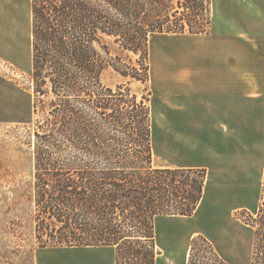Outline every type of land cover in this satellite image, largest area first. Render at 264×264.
<instances>
[{
  "label": "trees",
  "instance_id": "1",
  "mask_svg": "<svg viewBox=\"0 0 264 264\" xmlns=\"http://www.w3.org/2000/svg\"><path fill=\"white\" fill-rule=\"evenodd\" d=\"M212 13L213 0H31L39 248L108 246L114 264H158L156 219L192 216L208 172L155 165L150 37L206 33ZM239 218L254 234L250 264H264V178L257 210ZM201 244L208 264H229L204 235L188 264H201Z\"/></svg>",
  "mask_w": 264,
  "mask_h": 264
},
{
  "label": "crops",
  "instance_id": "2",
  "mask_svg": "<svg viewBox=\"0 0 264 264\" xmlns=\"http://www.w3.org/2000/svg\"><path fill=\"white\" fill-rule=\"evenodd\" d=\"M149 48L154 154L172 156L162 167L207 169L199 207L210 181L222 199L251 197L264 178V0H213L206 33H155Z\"/></svg>",
  "mask_w": 264,
  "mask_h": 264
},
{
  "label": "rangeland",
  "instance_id": "3",
  "mask_svg": "<svg viewBox=\"0 0 264 264\" xmlns=\"http://www.w3.org/2000/svg\"><path fill=\"white\" fill-rule=\"evenodd\" d=\"M31 52V0H0V264H78L77 258L88 259L84 264H114L113 247H76L46 258L54 251L38 246L31 142L40 116L33 112ZM122 81L114 73L105 76L107 84ZM147 86L151 89L150 81ZM131 87L136 92L145 88L135 82ZM153 118L156 132L158 120ZM170 161L172 156L156 150V166H168ZM262 182L250 188L251 197L222 199L210 181L205 204L192 216L158 217V264H188L186 254L199 235L207 237L229 264H250L254 234L239 217L245 210H257ZM243 203L248 206L239 207ZM198 247L195 258L201 264L211 263L207 247Z\"/></svg>",
  "mask_w": 264,
  "mask_h": 264
}]
</instances>
